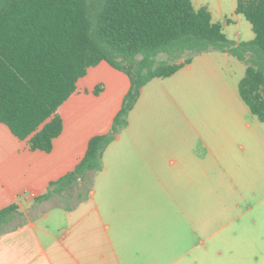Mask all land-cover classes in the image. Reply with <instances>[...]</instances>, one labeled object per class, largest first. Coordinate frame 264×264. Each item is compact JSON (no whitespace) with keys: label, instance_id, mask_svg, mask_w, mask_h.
Returning <instances> with one entry per match:
<instances>
[{"label":"crops","instance_id":"0c3cea01","mask_svg":"<svg viewBox=\"0 0 264 264\" xmlns=\"http://www.w3.org/2000/svg\"><path fill=\"white\" fill-rule=\"evenodd\" d=\"M236 3L232 0L230 18L219 4L221 15L207 5L193 7H206L211 21L238 43L254 38V32L252 28L248 32L245 18L235 12ZM230 25L239 26L231 30ZM245 68L227 52L207 51L171 75L149 80L128 114V125L103 151L90 196L78 205L52 204L65 194L38 202L35 197L75 167L92 136L109 130L128 91V76L106 61L88 67L58 108L63 128L49 152L30 150L28 139H19L0 122V209L15 203L27 218L0 235V264H179L181 256L194 249L186 244L201 241L209 224L183 214L170 197V177L176 173L186 174L189 181L204 177L209 164L244 157L250 146L262 142L264 122L239 93ZM96 86L101 91L94 94ZM263 170L264 160L257 157L253 196L260 190L256 182ZM164 194L182 219L161 217ZM148 196L153 200L149 202ZM258 206L257 201L248 208ZM180 228L187 238L178 234ZM201 247L208 250L205 243Z\"/></svg>","mask_w":264,"mask_h":264},{"label":"trees","instance_id":"16d2710c","mask_svg":"<svg viewBox=\"0 0 264 264\" xmlns=\"http://www.w3.org/2000/svg\"><path fill=\"white\" fill-rule=\"evenodd\" d=\"M235 12L251 24V40H230L207 8L195 10L191 0H0V122L28 139L30 150H51L63 128L58 108L88 67L106 61L129 78L109 130L92 136L75 167L35 201L88 198L103 151L128 125L141 88L199 53L227 52L245 64L239 93L264 122V0H237ZM26 220L17 204L4 206L0 235Z\"/></svg>","mask_w":264,"mask_h":264},{"label":"rangeland","instance_id":"374dc122","mask_svg":"<svg viewBox=\"0 0 264 264\" xmlns=\"http://www.w3.org/2000/svg\"><path fill=\"white\" fill-rule=\"evenodd\" d=\"M192 1L195 7L210 6L216 15H221L219 4L224 15L230 18L232 0H221L218 4L217 0H198L202 1L199 4L196 0ZM243 20L251 33L250 23ZM238 26L230 25V29L236 30ZM244 32L246 31L242 30L243 35ZM158 59H164V56H159ZM231 88L229 81L227 90ZM261 139V143L249 147V153L244 157L233 156L221 164H209V173L204 177L196 176L190 181L186 174L176 173L170 177V197L181 205L183 214L190 220L206 221L209 224L201 241L196 238L193 239L194 242L186 244V247L194 249L189 255H182L179 264H264V170L256 182L260 187L257 196H253L251 192L253 164L257 157L264 160V135ZM260 168L262 169V165ZM64 196L53 200L52 204L59 202L62 205H78L82 202H76L75 196ZM153 198L154 196H148V201ZM257 201V208H248ZM162 202L165 210L161 217L182 219L166 194L162 195ZM55 221L56 217L52 218L51 222L55 224ZM230 221L233 223L229 224ZM178 234L187 238V232L183 228H180ZM207 236L211 237L206 239ZM202 243L208 247L207 251L199 250L202 249ZM183 244L184 242L180 246L184 247Z\"/></svg>","mask_w":264,"mask_h":264}]
</instances>
